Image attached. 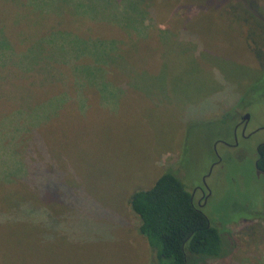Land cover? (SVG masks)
<instances>
[{
  "label": "rangeland",
  "instance_id": "374dc122",
  "mask_svg": "<svg viewBox=\"0 0 264 264\" xmlns=\"http://www.w3.org/2000/svg\"><path fill=\"white\" fill-rule=\"evenodd\" d=\"M262 143L264 0H0V264H157L129 198L165 170L210 191L192 264H264Z\"/></svg>",
  "mask_w": 264,
  "mask_h": 264
},
{
  "label": "trees",
  "instance_id": "16d2710c",
  "mask_svg": "<svg viewBox=\"0 0 264 264\" xmlns=\"http://www.w3.org/2000/svg\"><path fill=\"white\" fill-rule=\"evenodd\" d=\"M166 4L163 6L167 9L169 3ZM163 6L156 13L162 19L167 15ZM78 21H71V25ZM77 35L84 36L85 32ZM82 61L75 59L73 63L81 67ZM257 159L258 167L264 170V144L259 148ZM14 200H8L10 213L17 212L16 207H19ZM129 205L139 219L138 231L155 253L157 264H188L190 257L192 264L201 257L218 259L227 255L221 234L195 205L191 193L173 172L165 170L151 188L134 191ZM256 217L264 218L255 214L246 219ZM42 232L49 235L45 228Z\"/></svg>",
  "mask_w": 264,
  "mask_h": 264
},
{
  "label": "flooded vegetation",
  "instance_id": "af4514ba",
  "mask_svg": "<svg viewBox=\"0 0 264 264\" xmlns=\"http://www.w3.org/2000/svg\"><path fill=\"white\" fill-rule=\"evenodd\" d=\"M245 116H246V115H243V116L241 117V121H239V122L236 124V126H235V129H234V136H235V134H236V137H237L238 134H239L240 136L243 135V137H245V136H244V135H245V133H244V132H245L244 129H245V125H246V122H247V119L245 118ZM262 144H264V143H262ZM262 144H260V145L257 147V150H256L257 155L259 154V148H260V146H261ZM219 160H220V159L218 158L217 161H219ZM215 164H217V163H215ZM215 164H214V165H215ZM255 167H256V169H257L260 173L264 174V170H262V169H260V168L258 167V159H257V157H256V160H255ZM212 168H213V167H211L210 171L212 170ZM196 193H199V197H198V199H197L196 201H194V199H195V194H196ZM191 197H192V200L194 201L195 205H196L199 209L202 208V207H204V206L207 204V201H208V199H209V197H210V191H209L208 187H207L206 184H205V179H204V181H203L202 186H199V187H197L195 190H193V192L191 193Z\"/></svg>",
  "mask_w": 264,
  "mask_h": 264
},
{
  "label": "water",
  "instance_id": "95a60500",
  "mask_svg": "<svg viewBox=\"0 0 264 264\" xmlns=\"http://www.w3.org/2000/svg\"><path fill=\"white\" fill-rule=\"evenodd\" d=\"M245 118L248 119L249 118V115H246Z\"/></svg>",
  "mask_w": 264,
  "mask_h": 264
}]
</instances>
